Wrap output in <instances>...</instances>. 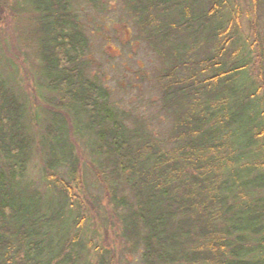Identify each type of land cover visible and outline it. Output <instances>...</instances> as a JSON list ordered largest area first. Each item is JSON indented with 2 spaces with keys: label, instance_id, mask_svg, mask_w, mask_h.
<instances>
[{
  "label": "trees",
  "instance_id": "trees-1",
  "mask_svg": "<svg viewBox=\"0 0 264 264\" xmlns=\"http://www.w3.org/2000/svg\"><path fill=\"white\" fill-rule=\"evenodd\" d=\"M128 2L140 17L151 12L164 15L160 26L151 27L150 20H146L153 40L163 47L172 31L185 30L197 40L219 19L225 4L223 0H210L207 5L203 0ZM32 3L38 13L42 73L48 85L63 90L73 103L71 111L75 117L81 114L89 118V129H97L96 134L112 158L113 169H123L128 162L127 169L134 171L130 137L123 122L114 114L107 115L110 125L103 130L101 108L105 113L111 112L105 106L107 93L84 76L82 60L87 39L70 8V0ZM173 13L178 20L172 23L168 18ZM238 26L239 15L233 11L226 27H217L209 35L215 46L213 53L192 63L201 75H206L204 79L199 80L192 67L184 78L178 77L176 66L163 76L167 80L163 93L166 103L181 106V111L174 113L181 132L172 139L185 143L176 146L175 154H158L153 164L146 159L139 167V183L145 197L127 222L133 227L139 223L145 229L147 264H204L209 260L218 264H264V204L254 199L252 192L264 188V103L258 98L257 86L246 88L244 84L246 61L236 59V50L228 55V45ZM203 95L207 97L205 102L201 101ZM22 118V105L0 80V157L9 167V175L0 169V258L5 257V264L13 259L19 264H79L78 236L69 233L78 213L72 209L73 204L78 201L71 186L58 175L60 168L67 166L69 179H79L72 146L66 149L65 118L52 116L55 136L49 142L50 158L44 179L49 186L60 187L62 193L59 200L53 198L47 206L36 192L28 195L14 180L15 174L21 177L25 173L31 143ZM224 144L227 155L204 154L207 149L220 150ZM187 168L198 174L189 175ZM222 176L227 180L221 181ZM151 177L153 181L148 182ZM108 186L113 188L112 184ZM180 189L183 197L175 192ZM139 194L136 192L138 198ZM229 199L234 206L227 207ZM183 212L185 217L177 216ZM194 223L202 226L187 250L180 238H187L185 226L190 228ZM10 229L15 230L12 236L17 243L13 259L6 257L11 247ZM125 230L135 233L134 229ZM68 235L71 238L66 242ZM98 263L106 264L101 257Z\"/></svg>",
  "mask_w": 264,
  "mask_h": 264
},
{
  "label": "rangeland",
  "instance_id": "rangeland-1",
  "mask_svg": "<svg viewBox=\"0 0 264 264\" xmlns=\"http://www.w3.org/2000/svg\"><path fill=\"white\" fill-rule=\"evenodd\" d=\"M203 1L207 5L210 0ZM223 1L219 19L198 35L197 40L185 30L172 31L163 47L153 40L146 21L150 20L151 27L160 26L164 17L160 12L140 17L128 0H95L94 3L70 0V8L77 15L87 39L82 60L84 76L107 93L105 106L111 112L105 113L100 107V115L105 120L103 130L109 123L107 115L114 114L123 122L130 137L134 171L127 169L128 162L123 169L115 171L104 141L96 134L97 129H89V118L81 114L75 117L71 111L73 103L63 90L51 88L43 76L38 13L32 0H0V80L22 105V126L31 140L25 173L21 177L15 174L14 180L28 195L36 192L44 206L53 198L59 200L61 188L47 184L44 170L50 158L49 142L55 136L52 116L65 118L66 149L72 146L79 179L77 182L69 179L67 166L60 168L58 175L71 186L78 201L73 204L72 209L78 213L69 233L78 236L79 264H99L100 257L106 264H147L143 246L145 229L139 223L133 227L127 222V217L138 212V203L145 197L139 183V167L146 159L153 164L158 154H175L176 146L185 143L172 139L181 132L174 115L181 111L178 110L181 106L166 103L163 93L167 80L163 76L176 66V74L184 78L192 67L199 74L198 79H204L206 75H201L200 69L192 63L213 53L215 46L209 35L217 27L223 30L233 11L239 15V26L228 45V55L236 50V59L246 61L244 84L246 88L257 86L258 98L264 103V0ZM168 20L173 23L178 18L173 13ZM192 28L196 30V25ZM206 98L203 95L201 101L205 102ZM206 151L204 154L218 153L220 157L229 153L225 144L220 150ZM0 169L9 175V167L3 164L1 157ZM187 170L189 175L198 174L193 169ZM220 180L227 178L222 176ZM151 181L153 177L148 179ZM136 192L140 193L139 198ZM175 192L183 197V189ZM252 192L253 198L264 204V188ZM229 202L227 207L235 205L232 199ZM177 216L185 217L184 212ZM201 226V223H194L190 228L185 226L188 236L180 238L185 249L192 247L195 232ZM126 228L134 229L135 233L129 234ZM14 231L10 229L8 237L11 247L6 257L9 259H13L17 248L12 236ZM70 238L68 235L64 240L67 242ZM4 258H0V264H5ZM10 264L19 263L13 259ZM204 264L218 263L209 260Z\"/></svg>",
  "mask_w": 264,
  "mask_h": 264
}]
</instances>
